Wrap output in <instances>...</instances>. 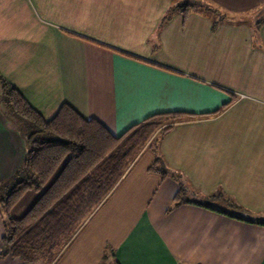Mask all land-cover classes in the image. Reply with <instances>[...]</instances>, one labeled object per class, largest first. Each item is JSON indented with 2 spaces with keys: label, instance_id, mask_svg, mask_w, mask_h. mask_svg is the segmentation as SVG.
Segmentation results:
<instances>
[{
  "label": "crops",
  "instance_id": "crops-1",
  "mask_svg": "<svg viewBox=\"0 0 264 264\" xmlns=\"http://www.w3.org/2000/svg\"><path fill=\"white\" fill-rule=\"evenodd\" d=\"M203 1L228 15L215 30L198 12L161 25L174 0H0V73L46 119L67 103L120 135L195 115L138 154L52 264H264V224L176 206L178 179L150 170L159 155L189 199L222 191L264 222V0ZM26 151L0 108V181ZM4 231L0 214L13 264Z\"/></svg>",
  "mask_w": 264,
  "mask_h": 264
},
{
  "label": "trees",
  "instance_id": "trees-1",
  "mask_svg": "<svg viewBox=\"0 0 264 264\" xmlns=\"http://www.w3.org/2000/svg\"><path fill=\"white\" fill-rule=\"evenodd\" d=\"M192 12L218 17L213 20V30L225 17L203 0L182 3L174 0L161 25L174 14H181L186 21ZM0 108L6 120L22 135L27 147L22 166L10 178L0 181V196L5 194V198H0L5 229L1 255L13 264H52L56 261L138 154L147 145L158 153L161 138L176 123L195 116L179 111L158 113L116 135L100 120L82 116L67 103L52 118L46 119L1 73ZM157 132L160 139H156L155 144L153 137ZM150 170L164 178L170 174L178 179L180 190L174 198L176 206L191 203L239 220L264 224L222 191L212 197L189 199L188 184L181 179V174L166 167L159 155ZM45 187L23 216H10L26 192ZM215 200H222L224 206L217 207Z\"/></svg>",
  "mask_w": 264,
  "mask_h": 264
},
{
  "label": "rangeland",
  "instance_id": "rangeland-1",
  "mask_svg": "<svg viewBox=\"0 0 264 264\" xmlns=\"http://www.w3.org/2000/svg\"><path fill=\"white\" fill-rule=\"evenodd\" d=\"M178 0H176V2H177ZM186 0H179V2H185ZM225 16H228V15H226V14H224ZM182 122H184V121H181V122H178V123H176V124H180V123H182ZM153 141H151L150 143H155L156 144V142H155V140L156 139H160V136H159V133L157 132V133H155L154 134V137H153ZM162 139V138H161ZM145 148H149L148 147V145L145 147ZM144 148V149H145ZM150 150H152L151 148H149ZM153 151V150H152ZM149 155L150 154H146L143 158H142V160H141V163H144L147 159H148V157H149ZM187 184H188V187L189 188H193V185L188 181H185ZM46 189V187L45 188H43V189H41L40 191H35V190H30V191H28V192H26L25 193V195L22 197V199L17 203V205L16 206H14L13 207V209L11 210V212H10V216L11 217H14V218H20L21 216H23L28 210H29V208H31V206L34 204V202L38 199V197L44 192V190ZM1 194H3V192L1 193ZM188 196V195H187ZM0 198H5V194H4V196L3 197H1L0 196ZM111 264H113L112 262H111Z\"/></svg>",
  "mask_w": 264,
  "mask_h": 264
}]
</instances>
